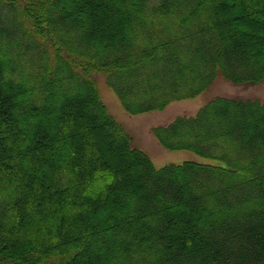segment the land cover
Masks as SVG:
<instances>
[{
	"label": "trees",
	"instance_id": "16d2710c",
	"mask_svg": "<svg viewBox=\"0 0 264 264\" xmlns=\"http://www.w3.org/2000/svg\"><path fill=\"white\" fill-rule=\"evenodd\" d=\"M264 81V0H0V264H264V102L154 127L110 114Z\"/></svg>",
	"mask_w": 264,
	"mask_h": 264
},
{
	"label": "rangeland",
	"instance_id": "374dc122",
	"mask_svg": "<svg viewBox=\"0 0 264 264\" xmlns=\"http://www.w3.org/2000/svg\"><path fill=\"white\" fill-rule=\"evenodd\" d=\"M102 98L110 112L133 138V146L147 153L154 165L161 168L166 164H180L184 161L212 163V160L188 150H171L162 146L152 133L157 126L172 123L179 116H195L213 98L221 96L257 99L264 102V81L256 85H235L219 77L209 89L196 97L171 102L165 109L142 114H129L122 106L105 75L96 74Z\"/></svg>",
	"mask_w": 264,
	"mask_h": 264
}]
</instances>
